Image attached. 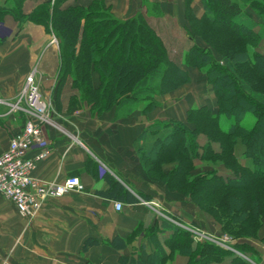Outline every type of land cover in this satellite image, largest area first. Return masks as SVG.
<instances>
[{
  "label": "trees",
  "instance_id": "1",
  "mask_svg": "<svg viewBox=\"0 0 264 264\" xmlns=\"http://www.w3.org/2000/svg\"><path fill=\"white\" fill-rule=\"evenodd\" d=\"M22 1L15 0L10 10L19 25L27 21L42 25L57 40L60 67L56 99L70 78L75 95L69 100V109L86 106L91 116H100L115 108L128 116L137 107L148 114L160 107L157 96L191 83L189 70L204 73L215 107L191 108L184 121L158 122L134 145L148 179L188 197L221 232L236 238H256L264 224V53L256 50L262 35L255 30L258 23L253 16L264 24V0H199L200 17L194 13V0H183L181 28L185 36L191 41L198 37L208 47L194 44L175 55L147 18L149 10L121 21L100 0L87 7L66 8L63 5L68 0H53L26 16L20 9ZM150 7L155 16L161 15L156 4ZM3 41L0 38V44ZM213 52L220 56L219 61ZM248 117L253 122L246 127L243 123ZM222 120L230 122L227 130ZM199 134L208 139L201 151L196 141ZM139 141L147 142L139 146ZM212 143L219 145L218 152ZM197 158L202 163L200 169L193 163ZM171 163L173 166L165 170ZM214 165H222L233 176L218 175ZM104 179L107 186L99 195L135 201L112 177L104 175ZM170 229L174 234L168 244L188 258L187 264H224L226 258H230L229 264H250L209 242L193 248L190 233ZM98 243L95 238L86 239L82 252ZM110 245L115 249L127 247L126 240L119 237ZM236 249L258 263L260 256L248 242L238 243ZM166 261L163 249L156 246L139 264Z\"/></svg>",
  "mask_w": 264,
  "mask_h": 264
},
{
  "label": "crops",
  "instance_id": "2",
  "mask_svg": "<svg viewBox=\"0 0 264 264\" xmlns=\"http://www.w3.org/2000/svg\"><path fill=\"white\" fill-rule=\"evenodd\" d=\"M52 1L23 0L20 9L27 16L38 6ZM92 1L68 0L63 8L87 7ZM100 1L121 21L141 11L145 13L144 2L156 4L160 17L147 18L172 19L183 32V0ZM15 3V0H0V38H4L0 44V155L23 130L25 107L18 99L26 77L33 72L43 98L50 104V121L40 126L43 147L36 146L28 152L29 157L47 152L35 162L31 177L42 184L61 183L74 177L81 189L45 201L32 217L21 216L11 202L0 196V264H129L131 260L139 264L146 261L156 246L167 257L164 264H187L188 258L177 249L171 250L168 244L174 234L170 228L190 233L193 248L203 241L196 240L192 230L212 233L216 228L186 199L169 192L164 184L148 179L134 142L158 122L184 121L187 111L194 107L214 108L211 88L205 87L204 92L208 94L205 98L197 88L192 94L184 93L186 85L157 96L160 107L148 114H142L137 107L128 116L119 114L115 108L100 116H91L86 106L69 109V100L75 95L70 78L56 99L60 67L56 38L42 25L29 21L19 25L10 12ZM192 7L200 17L203 11L199 0H194ZM188 41L192 46H200L196 39L191 41L184 34L180 49L185 51ZM189 73L195 84L199 80L197 71L191 69ZM199 136L196 141L200 147ZM146 142L139 141L138 145ZM193 163L198 169L202 166L198 158ZM223 169L228 175H221L229 176ZM104 175L118 182L135 201L128 203L99 195L107 186ZM115 202L123 204L121 211L115 210ZM116 237L126 240L127 247L115 249L110 245ZM88 238H95L99 243L82 252ZM258 239L264 241V226ZM259 256L258 263H249L264 264L263 254ZM229 259L224 264H229Z\"/></svg>",
  "mask_w": 264,
  "mask_h": 264
},
{
  "label": "built area",
  "instance_id": "3",
  "mask_svg": "<svg viewBox=\"0 0 264 264\" xmlns=\"http://www.w3.org/2000/svg\"><path fill=\"white\" fill-rule=\"evenodd\" d=\"M18 103H24L25 121L23 130L10 140L7 150L0 155V196L11 202L21 216L32 217L45 201L79 190L81 184L74 177L56 184H42L31 177L35 162L44 158L47 152L33 157H29L28 152L33 147H43L40 126L50 121V104L43 98L33 72L25 79ZM15 108H19L18 105ZM114 208L119 212L123 204L115 202ZM192 233L196 240L204 239L198 230H192ZM228 245L222 242L219 246L231 248Z\"/></svg>",
  "mask_w": 264,
  "mask_h": 264
},
{
  "label": "rangeland",
  "instance_id": "4",
  "mask_svg": "<svg viewBox=\"0 0 264 264\" xmlns=\"http://www.w3.org/2000/svg\"><path fill=\"white\" fill-rule=\"evenodd\" d=\"M150 5L148 4L147 5V7L145 6L144 7V10L146 11V10H149V12H147L148 14L146 15L147 17L148 16H155L154 15V13H152V12H150ZM254 17V20H255V22H257L258 24L255 26V30L257 31V32H259L261 35H262V37H261V39H260V41H259V43H258V46H257V51L259 52V53H264V24H263V20L262 19H258L257 18V16H253ZM150 21H151V23L158 29V31L160 32V34L163 36V38L166 40V42H167V45H168V47H169V50H170V52H171V55H175L179 50H180V46H179V44L181 43V42H183V38H184V33L183 32H181L180 30H178V28H177V24L175 23V21L174 20H172V19H166L165 21H162L161 19H158V20H156V19H151V18H148ZM182 22H183V20H182ZM172 39H174L175 41H172ZM196 41L198 42V44L201 46V47H203V48H206V47H208L200 38H198V37H196ZM192 45H191V43L188 41L187 43H186V45H185V47H184V49H185V51L184 52H186V51H188L189 49H190V47H191ZM213 56H214V58L216 59V60H220V56L217 54V53H215V52H213ZM197 71V77L199 76V80L198 81H195V84L194 83H190L189 85H186V87H185V91H184V93H190V94H192V92H193V90H196V88L199 90V92H202L203 93V96H204V98L205 97H207L208 96V94L206 93V92H204V91H206V88L208 89V84L206 83V80H205V75H204V73L203 72H199L198 70H196ZM208 85V86H207ZM183 87V86H182ZM182 87H180V88H178L179 90L180 89H182ZM206 87V88H205ZM209 88H211V86H209ZM177 89V90H178ZM212 90H210L209 89V92H211ZM208 92V91H207ZM212 95H210V97H211ZM175 117H178V116H176V115H174ZM179 117H181V115L179 116ZM180 121V120H179ZM252 122H253V118H251V117H248L245 121H244V123H243V125H245L246 127L247 126H249V125H251L252 124ZM229 125H230V122L229 121H227V120H222V127L225 129V130H227L228 129V127H229ZM199 135H203V134H199ZM198 135V136H199ZM197 136V137H198ZM207 143V139H206V137H205V135L204 136H199V144H200V148H199V150L201 151L202 150V147L205 145ZM212 149L213 150H216V151H218L219 150V145L218 144H216V143H213L212 144ZM173 166V163H171V164H167L166 166H165V170H168V169H170L171 167ZM210 166H212V165H210ZM213 167H215V171H216V173L218 174V175H220V176H222V175H228V174H225L224 172V167L222 166V165H218V166H216V165H214ZM227 170V169H226ZM227 172L230 174L229 176H222V177H224V178H230V177H232L233 176V174H232V172L230 171V170H227ZM222 174V175H221ZM170 192V191H169ZM177 195V194H176ZM178 197H181V195H177ZM183 197V196H182ZM184 199H186L191 205H193L194 206V204L192 203V201L188 198V197H185ZM198 209V208H197ZM199 210V209H198ZM200 211V210H199ZM200 213H202L204 216H206V218L215 226V228H216V231H214V232H212V233H206V232H204V230H199L198 229V232H199V234H201V236L202 237H204V239H202L201 241H203L204 242V240H205V242H209V243H211V244H214L215 246H217V247H219L220 249H222V250H224V251H228V252H231V253H233V254H235V255H238V256H240V257H242V258H246L245 260H247L248 262H250L251 261V257L248 255V254H246V255H244V254H242V253H240L237 249H236V245L238 244V243H241V242H248V244L249 245H251L252 247H254V249L256 250H259V252L260 253H258V254H263V252H264V241H262V240H259L258 239V233H259V231H260V229L264 226V224L261 226V228L260 229H258V231H257V233H256V238H236V237H234V236H232V235H229V234H227V233H223V232H221V230H220V227L217 225V224H215L214 222H213V220L209 217V216H207L204 212H201L200 211ZM194 230H197V229H194ZM194 234V233H193ZM222 242H226V245H228L229 247H231V248H229V249H225V248H223V247H221V246H219ZM256 250V251H257ZM263 256H264V254H263Z\"/></svg>",
  "mask_w": 264,
  "mask_h": 264
}]
</instances>
